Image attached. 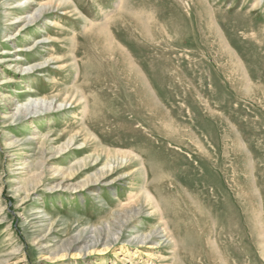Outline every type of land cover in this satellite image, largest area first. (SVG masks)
Here are the masks:
<instances>
[{
  "label": "rangeland",
  "instance_id": "374dc122",
  "mask_svg": "<svg viewBox=\"0 0 264 264\" xmlns=\"http://www.w3.org/2000/svg\"><path fill=\"white\" fill-rule=\"evenodd\" d=\"M117 1L0 0V264H264V0Z\"/></svg>",
  "mask_w": 264,
  "mask_h": 264
},
{
  "label": "bare ground",
  "instance_id": "6f19581e",
  "mask_svg": "<svg viewBox=\"0 0 264 264\" xmlns=\"http://www.w3.org/2000/svg\"><path fill=\"white\" fill-rule=\"evenodd\" d=\"M23 0H21V2H22ZM25 2L27 1H29V0H24ZM15 3V2H14ZM17 3V2H16ZM19 3V2H18ZM123 3V1L122 0H118L117 1V4H119V6L118 7H120L121 6V4ZM117 7V8H118ZM13 8V7H12ZM50 9H52V6L49 4H45V5H43V6H41V8L39 9V10H37L35 13H33L32 15H30V16H26L25 14H24V16H22L23 18H20V20H18L19 22H21V21H23L24 20V22L27 24V23H33L34 21H36V19H38L43 13H46L47 11H49ZM15 19H19L18 18V16H16V18ZM17 21V20H16ZM24 23V24H25ZM74 68H75V66H74ZM76 69V68H75ZM81 94H78L76 97H72V98H70L68 101L70 102V104H79V106L81 105L82 106V110L85 112V110H88V109H86V106L88 105V103L86 102L87 101V99L85 100V98H84V96L82 95V92H80ZM86 97V96H85ZM65 101L66 100H63L61 103H60V106L61 105H63L64 103H65ZM67 103V102H66ZM87 104V105H86ZM49 105H51V104H49ZM29 108H30V106H28V107H26V106H23V107H20V108H17L16 109V113L17 114H19V115H23L24 117H26V116H28L29 114H31V112L29 111ZM88 108V107H87ZM79 109H81V108H79ZM47 110H50V106L47 108ZM81 111V110H80ZM82 112V111H81ZM83 112V114H85ZM87 113V112H86ZM72 142H73V140H69L68 141V143H66V147H69L71 144H72ZM123 160V162H126L127 160L125 159V158H123L122 159ZM97 161V160H96ZM98 177H100V176H98ZM99 179V178H98ZM100 179H103V177H101ZM99 179V180H100ZM93 181V180H92ZM90 192H91V194H92V196H96V195H94L95 194V190H90ZM96 197H98V195L96 196ZM144 198H145V200H146V205H148L149 207H151V209H153V211L151 210V213L152 214H155V213H157V214H159L160 213V210H159V208H160V205H159V203H157L156 202V200L153 198V196H151L148 192H145V194H144ZM145 205V206H146ZM131 212V211H130ZM143 215V212H142V208H139L137 211L135 210V212L133 213V214H131V215H129L128 216V218L126 219L127 221H125L124 222V224H126V223H128V221H130L131 219H132V217H140V216H142ZM133 220V219H132ZM160 221H161V218L159 219ZM164 221V220H163ZM166 221V220H165ZM164 221V222H165ZM163 222V223H164ZM167 223V222H166ZM130 224V223H129ZM161 225V224H160ZM124 227V226H123ZM162 227H163V229H162V233H164V236L165 237H168V233H167V227L165 226V224H162ZM156 228H158L157 226H156ZM155 228V229H156ZM157 230V229H156ZM160 231V230H159ZM158 233H156L154 230H152V231H150L149 232V234H147V235H143L142 236V239L141 240H139V241H137V243H144L145 241H148V242H151L153 239H155V237H156V235H157ZM170 236H171V234H170ZM170 236L168 237V239L170 238ZM171 237H173V236H171ZM139 239V238H138ZM171 240V239H170ZM173 240H174V238H173ZM92 241V240H91ZM175 241V240H174ZM173 241V242H174ZM98 240H94L92 243H93V245H91V247H95V246H97L98 245ZM174 243H176V242H174ZM104 245H106V243L104 244Z\"/></svg>",
  "mask_w": 264,
  "mask_h": 264
}]
</instances>
